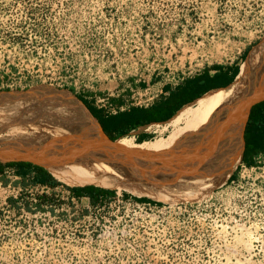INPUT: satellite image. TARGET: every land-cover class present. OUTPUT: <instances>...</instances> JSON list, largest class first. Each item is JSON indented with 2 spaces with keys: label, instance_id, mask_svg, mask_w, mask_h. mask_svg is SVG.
I'll use <instances>...</instances> for the list:
<instances>
[{
  "label": "rangeland",
  "instance_id": "1",
  "mask_svg": "<svg viewBox=\"0 0 264 264\" xmlns=\"http://www.w3.org/2000/svg\"><path fill=\"white\" fill-rule=\"evenodd\" d=\"M263 40L264 0H0V93L69 89L116 115L148 104L154 80L242 68ZM156 130L150 140L168 135ZM242 151L227 175L173 188L135 176L139 193L77 207L48 169L58 188L34 190L32 213L6 204L24 192L0 177V264H264V180L241 168Z\"/></svg>",
  "mask_w": 264,
  "mask_h": 264
},
{
  "label": "bare ground",
  "instance_id": "2",
  "mask_svg": "<svg viewBox=\"0 0 264 264\" xmlns=\"http://www.w3.org/2000/svg\"><path fill=\"white\" fill-rule=\"evenodd\" d=\"M255 71L258 78L255 80V76L253 81ZM254 94L264 97V40L252 49L242 65L239 77L229 88L215 90L185 106L168 122L154 123L142 128V132L153 129L161 134L167 132L166 137L136 143V136H124L117 139L114 152L122 153L133 162L147 163L149 168L159 163L169 165L171 161L178 165L193 166L199 158H204L201 155L210 142L213 129H217L221 143L216 144L214 150L211 149V160L206 161L208 168L214 169L212 172L193 179L182 176L186 175L183 171H180L181 176L151 178L156 184L163 180L166 188H173L174 185L196 184L218 170H224L222 175H227L237 166L243 143L233 142L234 145L230 146L233 134L238 133L237 129L231 131L223 128L225 125L229 127L224 118L230 117L236 106ZM41 104L52 105V102L43 100ZM56 105L63 110L62 114L59 113L61 116L58 114L59 116L43 117L39 120L14 121L0 128V162L7 164L26 161L46 167L69 187L94 185L106 190L139 193L128 186L137 177L112 166L104 158L108 148L92 144L82 137L74 129L78 124L72 110L63 108L59 103ZM47 112L51 113L50 110ZM224 152L226 155L220 158ZM133 164L137 165L136 162ZM137 168L139 169L138 166ZM179 179L182 181L179 182ZM158 196L165 199L161 194ZM169 200L173 201L171 198Z\"/></svg>",
  "mask_w": 264,
  "mask_h": 264
},
{
  "label": "water",
  "instance_id": "3",
  "mask_svg": "<svg viewBox=\"0 0 264 264\" xmlns=\"http://www.w3.org/2000/svg\"><path fill=\"white\" fill-rule=\"evenodd\" d=\"M263 98L264 97H261L259 94H254L246 101L236 106L230 117L224 118L229 123V127L225 125L223 128L231 129V131L237 129L236 133H238L239 138L242 140L251 109ZM43 100L52 102V105H42L41 102ZM58 103L62 104L63 108L67 107L72 110V115L75 116L78 124L74 127L75 131H78L82 137L86 138L92 144L108 148L104 158L107 159L112 166L117 167L127 174H132L141 179H149L151 177L181 176L180 171H183L186 175L182 176H185L187 179H193L214 170L213 168H208V162L211 160V149L214 150L213 147L221 143L219 141L221 136H218L216 133L217 129H213L210 135V142H208L205 151L201 155V157L204 158H199L193 166L178 165L172 161L169 165L165 163L152 165V168H149L147 163L134 161L137 163L136 165L133 164L134 162L132 159L124 156L122 153L115 154L116 152L114 151L117 140L113 141L107 135L99 120L94 116L84 101L69 89L40 86L27 91L0 93V128L14 121L39 120L43 117L59 116V113L62 114L63 110L56 105ZM48 110H50L51 113H48ZM54 113H56V115ZM223 143L227 144L226 142ZM230 146L233 145L230 144Z\"/></svg>",
  "mask_w": 264,
  "mask_h": 264
},
{
  "label": "crops",
  "instance_id": "4",
  "mask_svg": "<svg viewBox=\"0 0 264 264\" xmlns=\"http://www.w3.org/2000/svg\"><path fill=\"white\" fill-rule=\"evenodd\" d=\"M244 56H246V54H244ZM240 70H241L240 63L235 62L226 65L209 66L204 70H200L198 73H196L193 76L181 78L180 81L175 85L163 83V82H157L156 80H154L150 83H147L146 88L143 89L144 90L143 95L148 97L149 100L148 106H144V108H150L156 102L162 99H168L172 93L178 92V90L184 87L188 88L191 87V85H193L194 89L192 90V93L190 95L191 98H193L192 99L193 101L184 105L183 106L184 108L185 106L203 98L204 96L215 90L229 88L231 85L235 83L240 73ZM200 94L203 95L200 96ZM258 106H262V109H264V98L259 103L255 104L251 109L248 122L245 127L243 139L241 140V138H239L238 135H234L233 139L231 140L232 145H234L233 142L243 143L242 163L250 167L256 165L259 158L264 153V133H263V142L261 145L263 150H256L257 145H259L255 133L257 127L254 125V122H252L251 120L252 115H254L255 108ZM260 129L264 130V127L260 126ZM140 136H147L148 138L146 140H150L149 139L150 135L148 134V132H139V134L136 136V140H138ZM11 163L14 164L7 165L9 163L7 164L2 163L5 166L0 170V177H2L5 184H7L8 186L12 185L15 186L17 189L24 191L40 185L48 186L52 190L58 188V186L53 187L47 183L42 184L36 182L37 178L45 177L47 175L46 171L48 170H46L42 166L26 161L11 162ZM78 199L83 202L91 201L90 198L88 197H82Z\"/></svg>",
  "mask_w": 264,
  "mask_h": 264
},
{
  "label": "trees",
  "instance_id": "5",
  "mask_svg": "<svg viewBox=\"0 0 264 264\" xmlns=\"http://www.w3.org/2000/svg\"><path fill=\"white\" fill-rule=\"evenodd\" d=\"M193 85L188 88H182L178 92H174L168 99H162L156 102L150 108L144 107H132L126 112H120L116 115H106L103 110H97L94 108L86 98L79 96L82 101L88 106L94 116L99 120L103 126L107 135L113 140L130 135L133 131L138 130L141 127L149 126L154 123H164L170 121L175 115L183 108L187 103L192 102L191 93L193 90ZM204 94V93H203ZM203 94H200L202 96ZM264 109L262 106H258L254 110V115H252V122L256 128V139L259 145H257L256 150H263L261 147L263 142L264 130L260 129V126L264 127ZM148 137L140 136L138 142H144ZM14 163H9L7 165H12ZM249 164V163H248ZM5 165L0 163V170ZM45 177L37 178V183L49 184L50 186L56 187L59 182L55 177L48 171ZM236 177V176H234ZM233 177V178H234ZM72 194L77 198L88 197L91 200L92 205H98L103 202L106 197H115L117 191L106 190L103 188L88 186V187H72L70 188ZM128 198L129 195H125ZM139 202H149L153 203L152 200L148 198H136ZM158 204V203H157Z\"/></svg>",
  "mask_w": 264,
  "mask_h": 264
},
{
  "label": "built area",
  "instance_id": "6",
  "mask_svg": "<svg viewBox=\"0 0 264 264\" xmlns=\"http://www.w3.org/2000/svg\"><path fill=\"white\" fill-rule=\"evenodd\" d=\"M146 97V96H145ZM148 101V104H149V100L147 98ZM148 104H146L145 106H148ZM118 111H127V109L129 110V107L126 108L125 106L123 107H118L117 108ZM117 113V111H116ZM242 169L244 168L245 170H254V171H259L260 172V175L258 176V178L261 180V182H263L264 180V153L262 154V156L259 158L258 162L256 165L254 166H251V167H248V166H245L243 165L241 167ZM14 189L15 190H18L20 192H30V195L32 196L31 198L30 197H23V194L20 193V197H14V199H10V196H5V202L6 204L8 203V201L10 200V202H13V206L14 208L22 211L23 213H32L34 212V210L37 209V207H34V201L35 203H37V200L34 199V190L38 193H40L41 195L43 196H50L51 195V192H52V189L48 186H43V185H40V186H36L34 188H30V189H27V190H19L17 189L15 186H8L7 188H4L5 190V193H7V189ZM71 201L73 203V205H75L77 207L78 203L80 202V200L78 198H76L75 196H71Z\"/></svg>",
  "mask_w": 264,
  "mask_h": 264
}]
</instances>
